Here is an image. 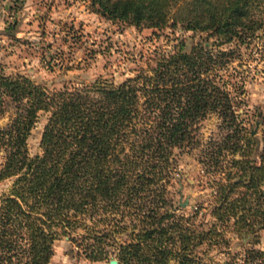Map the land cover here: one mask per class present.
I'll return each instance as SVG.
<instances>
[{"label": "trees", "instance_id": "1", "mask_svg": "<svg viewBox=\"0 0 264 264\" xmlns=\"http://www.w3.org/2000/svg\"><path fill=\"white\" fill-rule=\"evenodd\" d=\"M107 21L137 29L205 34L182 40L154 64L115 83L49 90L0 68V264H50L55 241L91 262L209 264L226 234L258 241L264 230V150L238 117L230 88L242 48L264 38V0H73ZM260 32V33H259ZM47 115L41 152L27 140ZM215 115L224 135L203 141ZM199 150L206 198L175 204L177 156ZM220 264H264V248L226 253Z\"/></svg>", "mask_w": 264, "mask_h": 264}, {"label": "rangeland", "instance_id": "2", "mask_svg": "<svg viewBox=\"0 0 264 264\" xmlns=\"http://www.w3.org/2000/svg\"><path fill=\"white\" fill-rule=\"evenodd\" d=\"M260 33V32H259ZM182 40L187 50L205 42V34L181 29H137L107 21L90 12L82 1L73 0H0V68L6 76L23 75L49 90L76 84H89L98 78L120 83L139 70L154 64L161 50H169ZM242 60L232 64L238 71L232 81L240 89L230 88L234 108L255 139V153L264 150V38L255 39L248 49L242 48ZM47 115L41 113L27 140L31 156L41 152L40 140ZM9 114L0 119V128ZM220 119L211 115L200 122L203 141L220 139L224 131ZM199 150L177 156L178 180L170 187L175 204L190 211L206 198L197 162ZM1 156V154H0ZM13 179L0 182V198L8 193ZM185 204V206H183ZM228 245L211 248L205 260L220 264L230 254L246 249L264 248V230L258 241L249 235L227 232ZM50 264H109V259L91 262L72 254L67 238L54 243ZM169 264H174L171 262Z\"/></svg>", "mask_w": 264, "mask_h": 264}, {"label": "water", "instance_id": "3", "mask_svg": "<svg viewBox=\"0 0 264 264\" xmlns=\"http://www.w3.org/2000/svg\"><path fill=\"white\" fill-rule=\"evenodd\" d=\"M183 206H185V204H183ZM109 264H118V261L115 259H112L109 261Z\"/></svg>", "mask_w": 264, "mask_h": 264}]
</instances>
